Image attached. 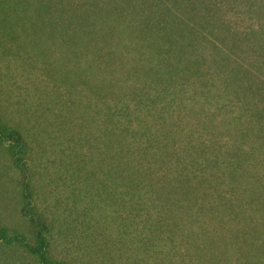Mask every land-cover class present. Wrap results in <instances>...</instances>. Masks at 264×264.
<instances>
[{
  "label": "trees",
  "instance_id": "16d2710c",
  "mask_svg": "<svg viewBox=\"0 0 264 264\" xmlns=\"http://www.w3.org/2000/svg\"><path fill=\"white\" fill-rule=\"evenodd\" d=\"M0 264H264V0H0Z\"/></svg>",
  "mask_w": 264,
  "mask_h": 264
}]
</instances>
